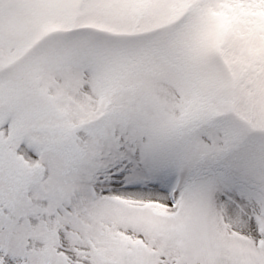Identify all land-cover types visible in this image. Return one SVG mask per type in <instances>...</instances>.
Masks as SVG:
<instances>
[{
	"label": "snow or ice",
	"instance_id": "1",
	"mask_svg": "<svg viewBox=\"0 0 264 264\" xmlns=\"http://www.w3.org/2000/svg\"><path fill=\"white\" fill-rule=\"evenodd\" d=\"M0 264H264V0H0Z\"/></svg>",
	"mask_w": 264,
	"mask_h": 264
}]
</instances>
